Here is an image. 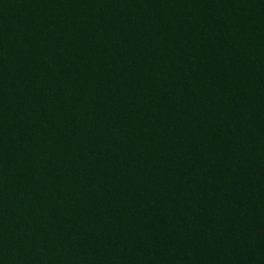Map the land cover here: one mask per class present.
I'll list each match as a JSON object with an SVG mask.
<instances>
[{
	"label": "water",
	"instance_id": "obj_1",
	"mask_svg": "<svg viewBox=\"0 0 264 264\" xmlns=\"http://www.w3.org/2000/svg\"><path fill=\"white\" fill-rule=\"evenodd\" d=\"M0 264H264V0H0Z\"/></svg>",
	"mask_w": 264,
	"mask_h": 264
}]
</instances>
